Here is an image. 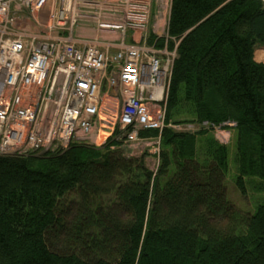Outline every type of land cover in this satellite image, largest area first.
<instances>
[{
  "label": "trees",
  "instance_id": "1",
  "mask_svg": "<svg viewBox=\"0 0 264 264\" xmlns=\"http://www.w3.org/2000/svg\"><path fill=\"white\" fill-rule=\"evenodd\" d=\"M152 42L176 52L166 124L234 123L236 184L264 182V0H171ZM113 145L0 154V264H264V202L227 199L225 144L165 126L154 173Z\"/></svg>",
  "mask_w": 264,
  "mask_h": 264
},
{
  "label": "built area",
  "instance_id": "2",
  "mask_svg": "<svg viewBox=\"0 0 264 264\" xmlns=\"http://www.w3.org/2000/svg\"><path fill=\"white\" fill-rule=\"evenodd\" d=\"M152 1L0 0V154L37 155L104 136L101 143L111 139L130 156L134 142L152 140L139 137L147 129L158 130V145L170 126L165 102L176 54L147 42ZM83 18L99 19L119 41L103 49L78 37ZM128 30H140L139 39L124 42Z\"/></svg>",
  "mask_w": 264,
  "mask_h": 264
},
{
  "label": "rangeland",
  "instance_id": "3",
  "mask_svg": "<svg viewBox=\"0 0 264 264\" xmlns=\"http://www.w3.org/2000/svg\"><path fill=\"white\" fill-rule=\"evenodd\" d=\"M162 7L158 6V10L160 9L163 12L167 10V2H163ZM102 19H107L108 17H101ZM152 18V17H151ZM167 17H157L154 22L151 24L147 22L146 27L144 29L145 35L147 38L150 34H160L162 33V29L166 24ZM158 20L160 22V26L158 25ZM149 21V17H148ZM144 33V32H143ZM154 34V35H155ZM254 58L257 62L264 63V44H257L255 46L254 51ZM107 100V99H106ZM105 106L111 107V102L103 101ZM105 118H108L109 112L105 111L103 115ZM189 117L188 115H185ZM170 127H172L176 131H185L190 132L196 135V146L198 151H201L207 142V137L214 139L216 142L225 144L229 149V169H228V177L226 179V196L227 199L234 205L235 208L247 211V212H254L256 206L258 204L264 202V182L259 181L258 178H247L246 185H245V192L236 184V163H235V147H236V131H235V124L225 123L223 124L222 128L219 127H211L210 124L206 122L202 123H194V122H186L182 124H174L169 123ZM201 130H207L208 134L203 135L200 133ZM96 140V143L102 141V138ZM74 142H83L93 145L94 144V137H89L88 139H78ZM157 141L152 138L150 141H137L133 143L132 150L128 152L130 156H126L123 150L119 149L121 154L125 157H140L142 156L145 165L153 171H156L158 166V157L157 154L159 152V143L156 145ZM43 153V152H42ZM40 153V154H42Z\"/></svg>",
  "mask_w": 264,
  "mask_h": 264
},
{
  "label": "crops",
  "instance_id": "4",
  "mask_svg": "<svg viewBox=\"0 0 264 264\" xmlns=\"http://www.w3.org/2000/svg\"><path fill=\"white\" fill-rule=\"evenodd\" d=\"M163 2H167V10L162 13V11L160 9L158 10V6L162 7L161 5ZM170 2H171V0H155V1L153 0L152 1V6L150 8L149 21L148 22L150 24L152 22H154L153 21L154 17H155V19H157V17H167L166 18V24L162 29V33H160L158 35L155 33H152L153 35L155 34L156 38L162 37V36L166 37L167 23H168V18H169V11H170ZM98 20L99 19H97V18H83V19H81L79 22V25L76 29V33H77V36L80 38L98 40L99 46H101V48L104 47L103 49H105V46H104L105 42H108L109 40L110 41L111 40L119 41L118 38L121 36L119 35V33L117 31H109L106 29H100L98 27V23H97ZM160 22L161 21L158 20L159 26H160ZM139 37H140V30L135 31L133 33H132V31L128 30L125 33L124 42L131 43V42L137 41L139 39ZM148 38H147V42H148ZM164 46H166V44H164ZM174 47H176V46H174ZM157 48H161V47H157ZM113 50L114 49H109L110 52H112ZM168 50L169 51H175V48L168 49ZM99 143H101V142H99ZM99 143L97 145H99Z\"/></svg>",
  "mask_w": 264,
  "mask_h": 264
}]
</instances>
